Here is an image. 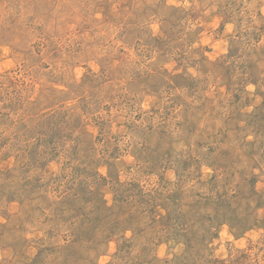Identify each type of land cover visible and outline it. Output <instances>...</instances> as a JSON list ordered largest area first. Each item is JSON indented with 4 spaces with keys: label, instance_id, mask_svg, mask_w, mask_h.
Returning a JSON list of instances; mask_svg holds the SVG:
<instances>
[{
    "label": "rangeland",
    "instance_id": "rangeland-1",
    "mask_svg": "<svg viewBox=\"0 0 264 264\" xmlns=\"http://www.w3.org/2000/svg\"><path fill=\"white\" fill-rule=\"evenodd\" d=\"M0 264H264V0H0Z\"/></svg>",
    "mask_w": 264,
    "mask_h": 264
}]
</instances>
